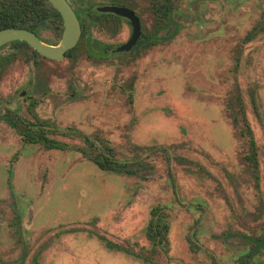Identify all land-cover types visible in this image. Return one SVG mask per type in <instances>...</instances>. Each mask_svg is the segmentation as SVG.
Returning <instances> with one entry per match:
<instances>
[{
  "label": "rangeland",
  "instance_id": "374dc122",
  "mask_svg": "<svg viewBox=\"0 0 264 264\" xmlns=\"http://www.w3.org/2000/svg\"><path fill=\"white\" fill-rule=\"evenodd\" d=\"M138 3L143 26L152 27L147 0ZM175 3L184 28L170 43L97 59L84 41L61 61L28 62L30 51L2 72L0 113L20 108L33 119L34 110L57 128L101 136L116 158L144 157L150 167L141 177L108 173L79 151L27 144L0 123V264H32L39 251L42 264H147L108 250L88 230L149 248L145 228L160 204L168 205L171 251L158 255V264H229L246 235L264 237V31L244 43L254 26H264V0ZM131 33L124 22L118 30L91 26L88 36L116 47ZM43 37L54 45L61 39L55 29ZM13 51L6 46L0 54ZM238 84L259 147L260 189L247 138L228 112ZM58 138L84 145L80 137ZM199 219L203 250L195 252L188 237ZM260 253L263 260L264 248Z\"/></svg>",
  "mask_w": 264,
  "mask_h": 264
},
{
  "label": "trees",
  "instance_id": "16d2710c",
  "mask_svg": "<svg viewBox=\"0 0 264 264\" xmlns=\"http://www.w3.org/2000/svg\"><path fill=\"white\" fill-rule=\"evenodd\" d=\"M80 2V15L84 20H89L90 23L99 22L101 24L111 25L118 21L110 19L111 14L98 12L95 4H106L114 2H124L125 0H78ZM140 0H133L132 8L137 11ZM147 12H151L153 16L152 27L143 26V32L139 38L138 44L134 50H147L159 44L172 42L178 34L183 30L184 26L176 20V13L180 11L175 3V0H147ZM144 12V10H143ZM141 17L144 23L143 17ZM116 17V16H114ZM84 26V25H83ZM5 28H26L38 35L45 42H49L43 37V32L48 29H55L61 38L64 32V19L61 13L49 0H0V30ZM88 29L83 28V36L78 46L68 52L67 56H73L86 43L87 53L96 58L102 54V48L95 44L88 36ZM264 31V26L258 24L251 29L244 38V43H249L256 39L258 35ZM53 44V43H52ZM14 48L9 54H0V75L12 62L16 60L18 55L30 54V51L42 56L32 46L24 41H15L5 45ZM2 47V48H4ZM1 48V49H2ZM0 49V50H1ZM99 51V52H98ZM240 57L237 58V68L239 67ZM74 93V92H73ZM237 95L233 98L228 106V112L236 127L241 128V133L247 138L249 152L247 160L250 162L254 172V178L257 188L260 189V163H259V147L255 138V133L250 125L246 115V105L241 93L239 84L237 85ZM253 103L256 112L261 116L260 108L255 97ZM36 122L30 118L23 116L19 109L8 108L5 112L0 113V123H6L13 128L22 140L27 144L41 145L47 150H76L81 152L86 158L95 163L102 171L125 175L139 176L147 167H150L149 162H146L144 157L135 158H116L114 150L110 142L103 139L101 136L93 138L76 127L57 128L52 126L50 136L49 124L35 116ZM59 135L69 137H80L84 141V145H75L63 141L58 138ZM152 152L148 155H150ZM17 156L13 160L15 162ZM189 171V170H188ZM14 176L13 166L9 169V186L12 188V193L15 195L12 178ZM171 182L176 186L174 175L171 176ZM16 196V195H15ZM23 215L17 210L15 225L21 231ZM201 220L195 226V229L188 237L190 247L195 252L203 250L200 244ZM83 229H72L69 231H81ZM66 231V230H65ZM64 231H61L63 233ZM59 233V234H61ZM90 235L98 236L103 245L110 251L124 252L125 254L138 258L147 264H158L157 256L162 255L169 257L171 251V222L170 214L168 213V205L160 204L155 206L150 213V220L145 228V234L149 240L150 247H141L140 250L132 247L131 241L127 240L125 244L117 243L104 234H98L94 230H88ZM247 243L245 248L239 251L235 261L229 264H264V259L260 257V252L264 248V237H255L246 235ZM28 246V243H26ZM28 248L25 249L21 256V262L25 263L28 257ZM42 252H38L33 256L32 264H42ZM214 260H216L213 257Z\"/></svg>",
  "mask_w": 264,
  "mask_h": 264
},
{
  "label": "water",
  "instance_id": "95a60500",
  "mask_svg": "<svg viewBox=\"0 0 264 264\" xmlns=\"http://www.w3.org/2000/svg\"><path fill=\"white\" fill-rule=\"evenodd\" d=\"M49 1L58 9L64 19V33L57 45L43 41L34 32L26 28H5L0 30V49L9 43L24 41L46 58L56 61L65 59L67 53L74 49L81 39V24L68 0ZM108 10L128 18L131 22L133 32L130 40L114 52L115 55L129 53L141 37V19L134 10L127 7L115 6L109 7Z\"/></svg>",
  "mask_w": 264,
  "mask_h": 264
},
{
  "label": "flooded vegetation",
  "instance_id": "af4514ba",
  "mask_svg": "<svg viewBox=\"0 0 264 264\" xmlns=\"http://www.w3.org/2000/svg\"><path fill=\"white\" fill-rule=\"evenodd\" d=\"M68 2L70 3V5L72 6V8L74 9V11H75V13H76V15H77V17H78V19H79V21H80V24H81V28H82V36H83V28L86 26V29H88V30H90V28H91V26H95V25H98V26H104L107 30H111V28H113V26H114V29H116V30H118L119 28H121L122 27V23H124V22H127L129 25H130V27H131V29H132V25H131V22H130V20L128 19V18H126V17H124V16H120V15H118V14H116V13H114V12H112V11H109L108 10V8L109 7H115V6H119V7H127V8H130V9H132V10H134L133 8H132V2H133V0H125L124 2H114V3H106V4H103V5H100V4H95V6H94V8L98 11V12H101V13H105V14H111V16L113 15V17H110V19H112L113 21L115 20V21H118L116 24L115 23H112V25H108V23H106V24H101V23H99V22H96L95 24L94 23H90V21L89 20H84V18L80 15V2L78 1V0H68ZM135 11V10H134ZM136 12V11H135ZM136 14L138 15V12H136ZM114 16H116V17H114ZM139 16V15H138ZM140 17V16H139ZM140 19H141V17H140ZM141 22H142V20H141ZM84 25V26H83ZM132 32H133V29H132ZM142 32H143V22H142ZM64 33V32H63ZM88 33H89V31H88ZM142 35V34H141ZM38 36V35H37ZM63 36V35H62ZM82 36H81V38H82ZM131 36H132V33H131ZM131 36H130V38H131ZM130 38L126 41V42H124V43H122V44H120V45H118V46H116V47H113V46H111V45H109V44H107V43H105V42H103L102 40H93V39H91L92 41H94V43L95 44H97V45H99L101 48H102V54L100 55V56H96V58L97 59H107L108 57H120V56H123V55H126L127 53H125V54H122V55H115V50L118 48V47H120V46H122L123 44H125V43H127L129 40H130ZM61 39H62V37H61ZM60 39V40H61ZM81 40V39H80ZM44 41V40H43ZM139 41V40H138ZM47 42V41H46ZM47 43H50V42H47ZM79 43H80V41H79ZM78 43V44H79ZM10 44V43H9ZM50 44H52V43H50ZM137 44H138V42H137ZM137 44L133 47V49L129 52V53H132L133 51H134V49L136 48V46H137ZM54 45V44H53ZM78 46V45H77ZM99 52V51H98ZM68 54V53H67ZM29 55H31V54H23V55H18L17 57H16V59L18 58V57H21V56H26V57H28ZM42 57H44V56H42ZM66 57H67V55H66ZM44 58H46V57H44ZM49 59V58H48ZM52 60V59H51ZM28 62H35V63H37L38 62V56L37 55H35V54H32L31 56H30V60H28ZM13 63V62H12ZM24 95V94H23ZM33 105H36V102L35 101H33V103H32ZM8 109V108H7ZM6 109V110H7ZM15 109H19L20 110V112H21V109L20 108H15ZM32 112V114H33V116H34V118L32 119V120H34L35 122H36V118H35V116H38L37 114H36V112L34 111V110H32L31 111ZM3 113V112H2ZM39 117V116H38ZM39 118H41V117H39ZM41 120H43V121H46V122H48V124L50 125L49 126V133H50V136H52V131H51V129H52V126H53V124L52 123H50L49 121H47V120H45V119H42L41 118Z\"/></svg>",
  "mask_w": 264,
  "mask_h": 264
}]
</instances>
